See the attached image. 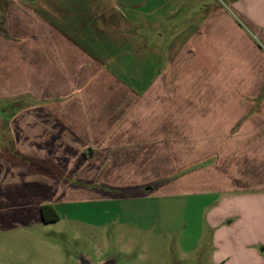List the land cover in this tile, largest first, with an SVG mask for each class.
Returning <instances> with one entry per match:
<instances>
[{
  "label": "crops",
  "instance_id": "0c3cea01",
  "mask_svg": "<svg viewBox=\"0 0 264 264\" xmlns=\"http://www.w3.org/2000/svg\"><path fill=\"white\" fill-rule=\"evenodd\" d=\"M229 2L264 40V0ZM203 7V0H0V229L51 222L44 204L56 211L58 203L102 196L94 184L107 183L109 169L110 176L160 169L173 153L190 152L189 89L199 98L206 83L221 84L195 70L205 62ZM227 19L231 36L250 43ZM227 22L216 16L210 31ZM259 67L264 73V61ZM263 85L264 74L245 89ZM258 108L243 120L229 117L240 118L227 131L234 148L241 137L245 152H264V99Z\"/></svg>",
  "mask_w": 264,
  "mask_h": 264
},
{
  "label": "rangeland",
  "instance_id": "374dc122",
  "mask_svg": "<svg viewBox=\"0 0 264 264\" xmlns=\"http://www.w3.org/2000/svg\"><path fill=\"white\" fill-rule=\"evenodd\" d=\"M229 1L203 0L205 62L195 70L221 84L206 83L199 98L189 89L190 152L160 169H109L108 182L94 184L105 196L56 204L57 221L0 229V264H75L80 253L118 264H264V152H245L241 137L234 148L227 136L240 123L229 117L257 114L264 99V85L245 89L263 80L264 40ZM216 16L232 17L251 42L231 36L229 20L210 31ZM225 181L230 190H217Z\"/></svg>",
  "mask_w": 264,
  "mask_h": 264
},
{
  "label": "water",
  "instance_id": "95a60500",
  "mask_svg": "<svg viewBox=\"0 0 264 264\" xmlns=\"http://www.w3.org/2000/svg\"><path fill=\"white\" fill-rule=\"evenodd\" d=\"M75 264H118L115 256H108L105 259L94 262L86 254L80 253L76 257Z\"/></svg>",
  "mask_w": 264,
  "mask_h": 264
},
{
  "label": "trees",
  "instance_id": "16d2710c",
  "mask_svg": "<svg viewBox=\"0 0 264 264\" xmlns=\"http://www.w3.org/2000/svg\"><path fill=\"white\" fill-rule=\"evenodd\" d=\"M42 218L44 221H54L58 219V214L54 207L50 204H44L41 206Z\"/></svg>",
  "mask_w": 264,
  "mask_h": 264
}]
</instances>
